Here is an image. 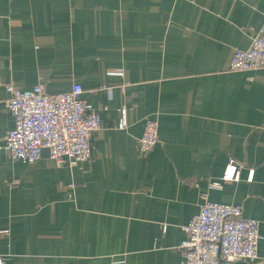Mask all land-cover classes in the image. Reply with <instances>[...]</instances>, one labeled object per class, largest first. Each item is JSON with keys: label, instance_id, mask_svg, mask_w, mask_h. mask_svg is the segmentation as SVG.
Listing matches in <instances>:
<instances>
[{"label": "crops", "instance_id": "1", "mask_svg": "<svg viewBox=\"0 0 264 264\" xmlns=\"http://www.w3.org/2000/svg\"><path fill=\"white\" fill-rule=\"evenodd\" d=\"M263 21L264 0H0L1 142L15 125L7 85L80 83L100 117L77 166L46 148L32 164L1 153L6 264H180L204 197L259 221L264 264V69H228ZM147 118L159 140L141 153ZM229 158L239 181L222 180Z\"/></svg>", "mask_w": 264, "mask_h": 264}, {"label": "built area", "instance_id": "2", "mask_svg": "<svg viewBox=\"0 0 264 264\" xmlns=\"http://www.w3.org/2000/svg\"><path fill=\"white\" fill-rule=\"evenodd\" d=\"M228 69L248 71L264 69V21L246 49H234ZM122 73V70H118ZM10 94L8 106L14 116V128L2 143L0 155L5 150L12 158L24 163H35L43 149L57 164L68 161L77 166L91 158V134L100 126V117L87 110L81 95L83 86L74 83L71 90L49 93L43 83L29 89L7 85ZM127 125L122 114L119 128ZM158 123L147 118L138 138V150L150 152L158 142ZM243 168L241 162L229 158L222 174L223 181H239ZM253 176L250 170L248 179ZM220 188V182L211 183ZM184 234L180 245V264H229L242 260L255 264L259 259V221L243 216L240 205L210 201L204 197L199 211L181 227ZM0 254V264L7 263Z\"/></svg>", "mask_w": 264, "mask_h": 264}]
</instances>
